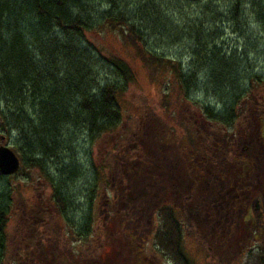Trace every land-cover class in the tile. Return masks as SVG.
<instances>
[{
    "label": "trees",
    "instance_id": "obj_1",
    "mask_svg": "<svg viewBox=\"0 0 264 264\" xmlns=\"http://www.w3.org/2000/svg\"><path fill=\"white\" fill-rule=\"evenodd\" d=\"M251 8L264 26V0H0V133L7 140L20 135V161L39 171L52 190L50 205L30 208L14 207L18 193L22 198L21 186L0 189V264H110L101 254L112 252L109 240L99 242L92 202L86 210L71 191L81 181L82 168L62 156L79 131L92 141L118 136L110 142L120 143L124 154L118 159L113 152L106 155L105 171L112 180L106 185L114 193L107 210L117 217L133 206L123 181L142 174L148 196L142 199L154 201L157 218L150 229L153 242L173 264H195L184 248L189 230L215 264L231 263L251 242L264 241L259 196L264 194V76L247 68V53L227 50L220 39L233 24L235 34H242L240 21H247ZM94 24L118 28L156 77L172 68L169 82L177 84L181 99L193 101L198 90L212 94L220 103L200 110L205 122L220 131L207 128L199 135L183 111L181 124L175 121L179 131L166 113L153 110L122 131V99L136 74L127 61L100 57L101 51L86 41ZM150 36L162 48L187 46L190 69L151 49ZM100 63L117 78L101 84ZM169 93L163 98L167 108ZM49 161L55 162L56 177ZM21 173L5 177L0 172V183ZM97 185L91 184V199L97 197ZM14 210L22 244L10 260L3 256ZM76 210L85 214L76 219ZM234 233L239 238L232 239ZM127 235L125 230L114 243L129 242ZM144 245L131 241L130 264H145ZM262 252L260 264L264 247Z\"/></svg>",
    "mask_w": 264,
    "mask_h": 264
},
{
    "label": "rangeland",
    "instance_id": "obj_2",
    "mask_svg": "<svg viewBox=\"0 0 264 264\" xmlns=\"http://www.w3.org/2000/svg\"><path fill=\"white\" fill-rule=\"evenodd\" d=\"M261 1V0H258ZM247 15L244 21L241 20L240 23L244 26L242 34H235L237 31V26L232 25L230 28L227 27L224 34L221 36V42L225 44V48L238 50L239 53H247L248 59V69H251L256 74L264 76V26L257 22L258 18L254 14L253 8L246 9ZM246 15V16H247ZM247 26V27H246ZM86 41L91 43L93 46H96L98 50L101 51L100 57L115 56L118 59L127 61L128 64L132 66L136 74L135 82L130 86L128 91L125 93L122 99V131H125L127 127H133L140 116H150L151 112L156 111L158 114L170 117L174 122L172 124L180 131L178 126L175 124H181L182 120L179 121V114L182 112V116L186 117L188 115L193 121L189 124L194 126L196 129L195 132L199 135L201 134L200 130L206 132L209 128L211 133H217L220 131L216 127L213 128L211 125L205 122L201 114L200 108L204 109L205 104L216 108L217 103H220L212 94L207 95L206 92L201 90L195 91L192 93L193 101H185L178 97V87L174 81L169 82L170 78L174 77V72L172 68L167 70V74L160 76L156 74L153 75V71L147 66L144 62L138 50L125 39L121 31L118 28L110 27H99L94 24V28L90 29L86 34ZM158 40L155 37L150 36V48L155 49L159 54L164 55L165 58L172 62H181L184 69L189 70L191 65V57L188 54L187 46L178 45L174 47H161L162 44H158ZM158 45V46H157ZM93 50V49H92ZM226 50V51H227ZM94 51V50H93ZM95 52V51H94ZM97 52H95V55ZM104 58V59H105ZM101 60V59H100ZM97 76L98 81L102 84L105 80H114L117 78V75L113 70H109L107 64L100 63L97 66ZM250 70V71H251ZM170 83L167 89H165V84ZM169 90V95H172V98L169 97L170 106L167 108L168 103L163 102L164 94ZM196 102V103H195ZM163 103L165 104L163 106ZM166 108V112L163 109ZM2 109V108H1ZM153 110V111H151ZM176 121V122H175ZM1 123V122H0ZM170 123V122H169ZM186 124L188 122L186 121ZM196 125V126H195ZM135 126V125H134ZM197 127V128H196ZM191 128V127H190ZM198 129V130H197ZM5 133H0V137L5 136ZM228 137V133L225 134ZM130 141L133 139V136L129 134ZM75 137V136H73ZM72 135L70 140H68V145H72L70 150H66L62 156L69 161L66 163L69 164L71 160L79 165L82 170L81 181L75 183L73 189V195L78 198L77 203L81 207L88 210L90 209V202H92V211L94 213V227L96 232L99 228L101 232L100 244H106L109 240L108 249L112 254H107L105 250L101 251L102 255L108 256L110 264H126V260L133 256L134 251L128 248L129 244L134 242L137 245L144 243L145 247V264H173L168 255L164 254L162 250L158 249L157 244L153 242V231L150 230L153 228L155 219L154 210L151 209L154 204L153 200L146 201L142 198L147 196V183L144 181L142 174H139V177L128 178V180L123 181V186L126 191L131 193V198L134 202L133 206L129 208L127 212L121 210L117 217L109 214L107 206L111 204L112 196L114 193L106 185L111 183V178L108 177V171H105L106 168V155L113 152L116 158H120L124 154L123 148L120 146V143L114 145L110 141L116 139L118 136L114 135L109 139L102 138L98 141H92L89 136L82 132L78 133L76 138H73ZM201 137V136H200ZM78 138V140H77ZM229 138V137H228ZM69 139V137H68ZM129 141V140H125ZM130 143V142H129ZM0 141V145H1ZM5 144L10 147L19 158L22 157V154L19 152L21 149L22 138L17 133H14L11 140H7ZM132 150V147L130 148ZM23 163V162H20ZM50 169L52 176L56 177L57 172L53 168L55 165L54 161H49L47 164ZM22 173L15 177L9 178L8 180H3L0 183V189H5L8 187L13 189L15 186H21V195L20 198L18 195L13 200L14 207L16 205L21 206L26 205L30 208H38L39 206L50 205L51 203V187L46 178L40 174L39 171L32 170L31 168L25 167L24 163L21 164ZM99 171V174L97 173ZM7 179V178H5ZM110 179V180H108ZM91 184H98L97 197L92 196ZM224 188L221 182L219 183ZM86 191H88L86 193ZM87 194V195H86ZM260 199L262 201V208L264 211V194L259 193ZM87 197V198H86ZM148 197V196H147ZM83 198L82 201L79 199ZM91 199V200H90ZM76 219L80 216L81 210L74 211ZM85 212H82V215ZM18 217L15 213V210L10 216L8 234L9 242L7 246L8 253L6 252L3 257H8L10 260L13 257H17L15 249L17 246L22 244V240L18 235ZM20 221V220H19ZM125 230H127L128 241H121V245H116L114 240H118L121 237ZM151 231V232H150ZM218 236L222 232L217 231ZM97 235V234H96ZM95 235V236H96ZM126 235V234H125ZM239 238V236L234 233L230 235L232 239ZM256 236V235H255ZM254 236V237H255ZM248 237V236H247ZM111 240V241H110ZM98 241V235L95 238V242ZM117 242V241H116ZM116 245V246H115ZM206 245L201 239H196L192 236V231L189 230L185 234L184 248H186V253L188 258H190L195 264H215L208 257L206 253ZM264 247V241L258 240L251 242L250 245H247V250L242 253V255L236 260L231 261L228 264H260V257L262 248ZM114 249V250H113ZM113 250V251H112ZM121 251V252H118ZM14 255V256H13ZM2 257V256H1ZM128 261V260H127ZM127 264H130L129 261ZM220 264H226L220 262Z\"/></svg>",
    "mask_w": 264,
    "mask_h": 264
},
{
    "label": "water",
    "instance_id": "obj_3",
    "mask_svg": "<svg viewBox=\"0 0 264 264\" xmlns=\"http://www.w3.org/2000/svg\"><path fill=\"white\" fill-rule=\"evenodd\" d=\"M3 144L0 146V172L5 177L13 176L19 173L21 168V163L10 147L5 145V139L2 138Z\"/></svg>",
    "mask_w": 264,
    "mask_h": 264
}]
</instances>
